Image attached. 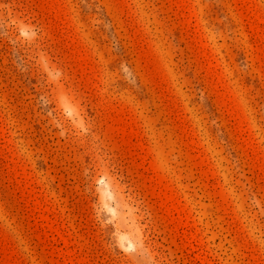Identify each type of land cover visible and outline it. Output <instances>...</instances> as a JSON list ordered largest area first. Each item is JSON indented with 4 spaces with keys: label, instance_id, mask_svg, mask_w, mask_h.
Here are the masks:
<instances>
[{
    "label": "rangeland",
    "instance_id": "rangeland-1",
    "mask_svg": "<svg viewBox=\"0 0 264 264\" xmlns=\"http://www.w3.org/2000/svg\"><path fill=\"white\" fill-rule=\"evenodd\" d=\"M0 264H264V0H0Z\"/></svg>",
    "mask_w": 264,
    "mask_h": 264
}]
</instances>
